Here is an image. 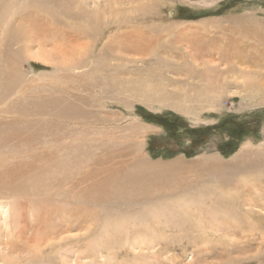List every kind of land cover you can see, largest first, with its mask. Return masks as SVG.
<instances>
[{"label": "rangeland", "instance_id": "374dc122", "mask_svg": "<svg viewBox=\"0 0 264 264\" xmlns=\"http://www.w3.org/2000/svg\"><path fill=\"white\" fill-rule=\"evenodd\" d=\"M15 5L17 9L14 10L12 5L9 12V32H16L13 36L18 45L13 47L12 44V50L7 52L3 46L5 54L0 53V120L28 122L14 112L22 107L33 109L32 104L42 99L48 100L45 107L49 111L61 110L63 113V109L73 110L75 116L69 118L75 120L70 123L46 116L47 122L39 121L41 126L31 125L34 122L29 121L30 128L25 126L24 130L18 131L45 137L44 142H50V138L56 136L62 140L69 137L74 142L86 137L90 154L99 151L96 146L105 141L116 145L112 149L116 152L126 148L120 145L122 141L134 148L125 162L111 160L100 168L87 169L93 176L103 178V182L112 174L121 172L134 159L143 160L150 166L160 165L163 166L158 177L160 180L156 178L151 184L156 189L165 190L171 204L180 197L193 195L189 189L200 182L205 186L215 185L218 178L212 167L225 173L220 166L231 165L242 151L264 152V89L257 88L249 94V90L243 88L244 84L251 88L256 84L264 86V0H66L67 12L62 9L57 12L60 17L52 18L56 27L60 25L56 22L65 25L77 22L81 27L85 25L88 31L86 20L99 25L97 38L87 36L82 39L81 35L74 37L72 32L70 47H66L71 49V54L65 59L75 65L78 57L74 55L87 54V45H96V51L90 52L91 58L88 57V61L94 63L83 69L85 86L81 85V79H72L69 74H56L60 71L56 64L62 55L59 57L49 46L37 48L43 43L37 44L35 34L47 36L41 23L52 24L49 22L51 18L39 13L30 1L20 5L17 0ZM151 6L155 18L144 15V9ZM80 9L85 13L84 18L86 14L89 17L72 20ZM9 13L6 11L0 15L7 21ZM107 24L118 32L111 37L113 43L103 42L109 36L106 33L109 28H103ZM25 41L30 48L23 45ZM105 43L109 46L101 49ZM18 47L21 51L25 48V53L16 50ZM14 53L22 55L14 61L19 74L2 67V62H10L9 55ZM4 55L6 59H1ZM117 56L124 60H116ZM1 111L7 114H1ZM131 125L142 129L141 134L133 133ZM48 145L56 146L53 143ZM212 157L221 160L207 162L206 159ZM263 161L264 156L256 158V169H252L254 174L260 167L264 171ZM242 177H246L245 172L239 170L231 176V182ZM73 181L75 185H81L80 190H95V186L84 182L81 176ZM262 181L264 184V177ZM171 193L181 196L175 194L171 198ZM188 200L189 197L179 200V204L189 203ZM173 206L170 209L175 213L170 215L183 214ZM76 207L70 206L69 210ZM6 210L5 202L0 203V220ZM256 211L264 217V210ZM208 216L200 221L205 230L213 228L214 224L217 227L218 220L233 226L225 230L218 227V235L223 238L205 240H198V233L187 235L175 228L162 234L153 232L151 237L166 240L162 245L167 251L158 254L157 248L140 251L126 246L124 254L129 255L128 250L142 256H127V259H118L113 264H264V239L248 242L243 237L254 227L257 218H251V222L243 215L238 221L216 214L212 222V214ZM262 220L264 222V218ZM260 232L264 233V228ZM255 233L259 231L255 229ZM187 238L197 241L190 243ZM146 239L149 243L154 241L149 236ZM227 239H230L229 245H226ZM83 251L68 253L65 261L68 264L104 263L100 258H97L98 262L85 258L89 253Z\"/></svg>", "mask_w": 264, "mask_h": 264}, {"label": "bare ground", "instance_id": "6f19581e", "mask_svg": "<svg viewBox=\"0 0 264 264\" xmlns=\"http://www.w3.org/2000/svg\"><path fill=\"white\" fill-rule=\"evenodd\" d=\"M9 1L0 0V13L6 11L9 13L12 10V5L14 10L17 9L15 5L17 0ZM28 1L37 8L39 13L43 12L44 16L50 17L51 19H49L52 20L49 21L52 24L41 23L47 36L39 37L40 34H35L37 44L38 42L43 43V45H38L37 48L49 46L59 57L62 55L61 60L56 64L58 69H60L56 74H63L64 72L69 74L72 79H77L78 81L81 79L80 81L82 82V79L86 78L83 69L90 67L94 63L89 62L88 57L91 58L90 52L96 51V45L94 43L92 45L86 44L89 47L87 54L74 55L75 58L76 56L78 57L77 61H74L75 65L65 59L71 54V49L66 47H68L67 45L70 47L69 38L72 36V32L75 33L73 34L74 37L81 35L82 39L87 36H96L97 38L100 33L99 25L86 20L89 25L88 31L85 25L81 27L77 22L73 24L69 22L71 24L67 23L66 25L65 23L56 22L57 25L60 24L56 27L55 23L53 24L55 20L52 18L60 17L61 14H57V12L62 9L67 12L66 0H18V3L23 5L27 4ZM55 2L58 3L55 4ZM150 9L145 8V11H143L145 12L144 15L155 18V16H152V6ZM134 13L136 12L134 11ZM84 15V11L80 9L75 19L72 18V20L78 21L89 17L86 14L84 18ZM4 18L0 15L1 54L11 51L12 44L13 47L16 44L18 45L13 36L16 32H12V34L9 32L11 13H9L7 21ZM134 18L137 17L134 16ZM143 21L145 22V20ZM108 25L110 24L103 25V28H109L110 30L106 32L109 36L103 42L110 41L113 43L114 39L111 37L118 32L116 28V30L113 28L114 31ZM15 37L17 36L15 35ZM92 40L96 41V39ZM24 44L26 46L27 42H23ZM105 45L101 49H106L109 46L106 43ZM3 46L5 52L2 48ZM18 49L20 52L21 48L18 47L16 50ZM23 51L25 53L26 49L24 48L20 53L23 54ZM20 53L9 55L12 60L10 62L6 60V63L2 62L3 70L7 71L9 69L12 73L19 74L14 66V61L19 56H22ZM82 53L84 52L82 51ZM37 55L38 57L40 56L38 53ZM117 57L119 58L116 60H124L121 56ZM1 59H6L5 55ZM113 59L115 60V58ZM206 68L208 67L206 66ZM215 68L218 70V67ZM238 72L240 71L238 70ZM43 77L49 79L47 75H43ZM78 81L77 83L79 84ZM85 82H82L81 85L85 86ZM62 86L66 87L67 85L62 84ZM245 86L244 84L243 88L244 90H249V94H252L253 90L257 88L264 89L262 84H256V87L253 85V88ZM47 101L42 99L32 104L33 109L22 107L19 108V111L14 112V114L20 115L21 118L28 122H4V119L0 120L1 125L8 124L6 127H1L0 125V203L5 202L6 209H8L5 214L3 213L4 217L0 220V245H2L0 264H68L65 261L68 253L79 254L78 252L83 251V247V252L89 253V255L84 256L85 258H93L94 262H98L97 258L104 260V263L98 262L97 264H113L118 259H127V256L129 258L142 256L140 255L141 253L137 255L128 250L126 251L129 255L124 254L123 251H125L126 246H130L134 250L139 249L140 251H149V248H157L156 253L160 254L167 251L165 245H162L166 240H157L155 237H151L150 234L153 232L162 234L169 228L170 230L175 228L179 232L182 231L183 234L186 232L187 235L198 233L199 237L197 239L205 240L209 237L221 238L222 235H218V227L225 230L233 226L231 225L232 223H223L222 220H218L217 227L214 224L213 228H206L205 230L204 225L200 221L201 218L209 217L208 215L210 214H212L211 220L216 218V214L218 217L221 216L225 219L233 217V219L235 218L238 221L240 216L243 215L246 216V220L251 222L252 219L257 218L253 222L254 227L250 230L248 229L247 236L244 234L243 237L248 242L259 238L264 239V233L260 232V229L264 228L262 220L264 217L260 212L256 211V209L264 210V184L262 181L264 171H262L261 167L258 172L256 171V175L252 171L255 168L256 158L264 156V152L242 151L234 158L231 165L220 166L221 169L226 170L225 173L212 167V169L216 170L214 172L218 178L215 180V185L205 186L200 182V185L191 187L194 189H189L193 195L183 196L179 199L182 201L189 197V203L179 204L180 202L177 200L176 203L172 202L170 204L171 201L168 200L171 199H167L168 195H166L165 190L161 189V187L158 190L151 184V181L156 178V180H160L158 177L162 174L163 166H150V164H144L143 160L134 159L121 172L112 174L104 179V182L103 178H97L87 171V169L100 168L105 162L111 160L125 162L132 154L130 152L134 148L124 145L123 141L120 143L121 141L119 140V143L126 148H121L117 152L112 150L116 145L112 146L109 144L110 141H105L106 144L102 142L101 146H96L100 148L99 151L90 154L88 150V144L90 143L86 137L78 138V141L74 142L69 137L62 140L61 137L56 136L57 138L51 137L50 142H44L43 139L45 137L41 138L33 133L25 134L19 132L18 130H24L25 126L30 125L29 121L34 122L31 125L41 126L39 121H46V116L68 123L75 120L69 118H74L75 112L73 110L67 111L63 109V113L61 110L54 111L50 109L49 111L45 107ZM1 114H7V112H2ZM130 127L133 133L141 134L142 129L137 128L135 125ZM50 143L56 146H49L48 144ZM206 160L210 162L220 161L221 159L212 157ZM200 165L203 166V163H200ZM186 170L188 169L186 168ZM239 170L245 172L246 177H242L236 182H231V176ZM209 172H211L210 169ZM259 175L260 177H256ZM79 176L84 182L94 185L95 190H80L81 185H75L73 181L78 179ZM195 189L196 191H194ZM175 194L177 193H171L170 197L173 198ZM178 196L181 195L177 194ZM158 201L160 203H157ZM73 205L77 206L76 209L69 210L70 206ZM172 205L176 209L182 210L183 214L180 216L170 215L174 212L170 209ZM27 218H30V220H25ZM254 228L259 233L256 234ZM80 232H83V234L79 236ZM148 236L151 240L154 238L155 242L149 243L148 239H146ZM197 239L192 241L193 238H187V241L196 243ZM230 239L226 240V245H229ZM9 242L12 243L10 244ZM135 244L137 246H134ZM149 244L151 245L148 246Z\"/></svg>", "mask_w": 264, "mask_h": 264}]
</instances>
